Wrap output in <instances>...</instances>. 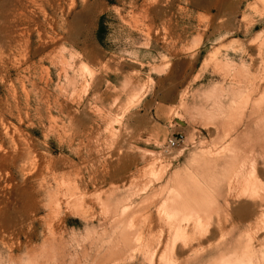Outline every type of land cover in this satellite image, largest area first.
I'll list each match as a JSON object with an SVG mask.
<instances>
[{"label":"rangeland","instance_id":"obj_1","mask_svg":"<svg viewBox=\"0 0 264 264\" xmlns=\"http://www.w3.org/2000/svg\"><path fill=\"white\" fill-rule=\"evenodd\" d=\"M250 91L264 0H0V264L42 246L49 264H156L174 181L231 174L216 153L236 137L239 162L264 155ZM235 177L216 186L221 215ZM120 216L145 227L141 251L117 247Z\"/></svg>","mask_w":264,"mask_h":264},{"label":"bare ground","instance_id":"obj_2","mask_svg":"<svg viewBox=\"0 0 264 264\" xmlns=\"http://www.w3.org/2000/svg\"><path fill=\"white\" fill-rule=\"evenodd\" d=\"M253 89H257L255 85ZM253 92L250 91V101L248 100L250 104L247 103L250 106L248 117L250 120L246 122V125H250L251 122L255 124V135L256 139H258L257 133L263 132L264 134V92L256 98L252 97ZM256 109L260 111L262 117H260L261 114L258 116ZM244 128V131H246L247 128ZM236 139L237 137L231 139L223 149L216 153V155H219L227 152L224 172H230L231 174L223 175L225 176L223 178L236 176L233 180L232 178L228 180L229 197L222 201L223 215L219 211L221 206L218 204L214 206L215 196H213L216 186L223 184L222 177L210 175L208 179H201L200 181L189 180L186 185L180 184L179 180H175L172 185L173 188L167 194V198L162 201L157 209V218L162 222V224L158 225L160 227L158 237H162L165 232V242L162 241L163 243L158 249L157 247L156 249H151L148 245L145 247L146 251H150L152 262L156 264H192L207 257L209 259L202 264H264V155L257 154L260 158L259 162H257L256 157L252 158V155L250 157L252 158L251 161L249 160L250 164L246 163L245 156L243 159L241 157L239 162L240 152L232 153L230 149L233 146L231 144H234ZM253 152L251 151V153ZM81 195L82 199L83 194ZM96 199L100 201L101 197ZM105 199L108 200V197ZM79 201L76 200V203ZM244 209L245 213L243 214L241 211ZM257 209L260 211L259 217L255 221L246 223L245 228L241 231L243 223L245 221L248 222V216L253 211H257ZM121 222L120 216L115 222L116 227L121 225L117 232V241L120 240L116 242L117 247L123 245L124 249H127L132 240H135L139 245L137 249L141 251L142 244H145L143 242V238L145 239L144 232L142 231L145 227H142L137 232L133 230V222L127 224ZM153 225L147 227L146 231L150 232L153 227L156 228L157 222L156 226ZM150 236L153 237L154 234L151 233ZM211 240H216V242H211ZM206 243L207 245H205ZM225 244H232V247L226 250ZM130 249H133V247ZM45 251L44 246L37 253L31 254L28 250L26 252L27 256H24L26 260L19 259L18 262L19 264H49V258ZM213 254L217 255L212 257L211 255ZM112 256H109L106 260L110 261ZM8 257L10 259L9 264H18L17 261H13L12 255Z\"/></svg>","mask_w":264,"mask_h":264},{"label":"built area","instance_id":"obj_3","mask_svg":"<svg viewBox=\"0 0 264 264\" xmlns=\"http://www.w3.org/2000/svg\"><path fill=\"white\" fill-rule=\"evenodd\" d=\"M183 143V139L179 138H169L167 140L166 146L168 149L175 150Z\"/></svg>","mask_w":264,"mask_h":264},{"label":"trees","instance_id":"obj_4","mask_svg":"<svg viewBox=\"0 0 264 264\" xmlns=\"http://www.w3.org/2000/svg\"><path fill=\"white\" fill-rule=\"evenodd\" d=\"M101 32H102V28L99 29V33H101Z\"/></svg>","mask_w":264,"mask_h":264}]
</instances>
